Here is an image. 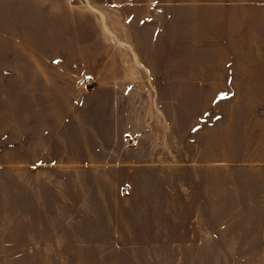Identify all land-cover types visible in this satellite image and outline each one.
Segmentation results:
<instances>
[{
	"label": "rangeland",
	"instance_id": "374dc122",
	"mask_svg": "<svg viewBox=\"0 0 264 264\" xmlns=\"http://www.w3.org/2000/svg\"><path fill=\"white\" fill-rule=\"evenodd\" d=\"M110 4L0 0V264H264V167L249 165L264 149L240 148L239 117L229 155L248 166L218 168L229 180L217 181L208 206L179 191L174 164L138 167L128 180L127 167L88 158L79 118L95 110L87 96L98 87L80 70V36L94 30L97 5L121 20ZM162 104L174 130V102Z\"/></svg>",
	"mask_w": 264,
	"mask_h": 264
},
{
	"label": "crops",
	"instance_id": "0c3cea01",
	"mask_svg": "<svg viewBox=\"0 0 264 264\" xmlns=\"http://www.w3.org/2000/svg\"><path fill=\"white\" fill-rule=\"evenodd\" d=\"M111 2L121 20L97 5L94 30L80 36V70L98 87L87 96L95 113L79 118L93 150L88 158L114 166L112 172L127 167L128 180L138 167L174 164L179 191L208 206L217 181L229 180L217 169L248 166L230 159L233 116L248 138L240 148L264 149V0ZM162 102H174V130ZM63 121L66 132L72 119ZM126 139L135 146L126 148ZM172 142L174 163L168 161ZM249 165L264 167V161ZM259 188L257 212L264 214ZM258 229L264 246V221Z\"/></svg>",
	"mask_w": 264,
	"mask_h": 264
},
{
	"label": "built area",
	"instance_id": "2783aa9c",
	"mask_svg": "<svg viewBox=\"0 0 264 264\" xmlns=\"http://www.w3.org/2000/svg\"><path fill=\"white\" fill-rule=\"evenodd\" d=\"M126 142H127V146L128 147H131V146H133V141L131 140V139H126Z\"/></svg>",
	"mask_w": 264,
	"mask_h": 264
}]
</instances>
